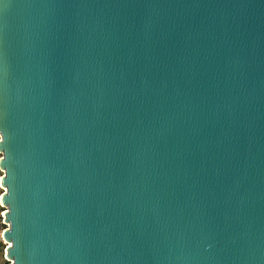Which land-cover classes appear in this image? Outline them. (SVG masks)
<instances>
[{"label": "water", "instance_id": "obj_1", "mask_svg": "<svg viewBox=\"0 0 264 264\" xmlns=\"http://www.w3.org/2000/svg\"><path fill=\"white\" fill-rule=\"evenodd\" d=\"M9 264H264V0H0Z\"/></svg>", "mask_w": 264, "mask_h": 264}, {"label": "built area", "instance_id": "obj_2", "mask_svg": "<svg viewBox=\"0 0 264 264\" xmlns=\"http://www.w3.org/2000/svg\"><path fill=\"white\" fill-rule=\"evenodd\" d=\"M0 172L3 173V171L1 169H0ZM2 176L0 177V188H1V190H3L1 187ZM1 196H0V264H9L10 260L7 256L8 255L7 249L10 247L11 243L5 239L4 234L7 230H9L10 224L6 218V214H7L8 210H7V207H5L2 204Z\"/></svg>", "mask_w": 264, "mask_h": 264}, {"label": "rangeland", "instance_id": "obj_3", "mask_svg": "<svg viewBox=\"0 0 264 264\" xmlns=\"http://www.w3.org/2000/svg\"><path fill=\"white\" fill-rule=\"evenodd\" d=\"M2 175H3V173L0 172V177H1ZM3 193H4V191L1 190V188H0V196H1Z\"/></svg>", "mask_w": 264, "mask_h": 264}, {"label": "bare ground", "instance_id": "obj_4", "mask_svg": "<svg viewBox=\"0 0 264 264\" xmlns=\"http://www.w3.org/2000/svg\"><path fill=\"white\" fill-rule=\"evenodd\" d=\"M1 187H2V189H3V191H4V193H5V191H6L5 187H4L3 185H1ZM4 193H3V194H4Z\"/></svg>", "mask_w": 264, "mask_h": 264}, {"label": "clouds", "instance_id": "obj_5", "mask_svg": "<svg viewBox=\"0 0 264 264\" xmlns=\"http://www.w3.org/2000/svg\"><path fill=\"white\" fill-rule=\"evenodd\" d=\"M0 158H2V154H0Z\"/></svg>", "mask_w": 264, "mask_h": 264}]
</instances>
